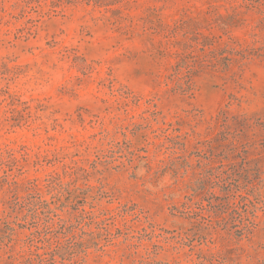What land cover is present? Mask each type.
<instances>
[{"label": "rangeland", "instance_id": "obj_1", "mask_svg": "<svg viewBox=\"0 0 264 264\" xmlns=\"http://www.w3.org/2000/svg\"><path fill=\"white\" fill-rule=\"evenodd\" d=\"M0 264H264V0H0Z\"/></svg>", "mask_w": 264, "mask_h": 264}]
</instances>
